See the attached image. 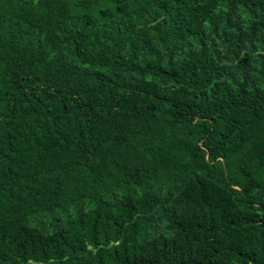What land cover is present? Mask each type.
Segmentation results:
<instances>
[{"label":"trees","instance_id":"1","mask_svg":"<svg viewBox=\"0 0 264 264\" xmlns=\"http://www.w3.org/2000/svg\"><path fill=\"white\" fill-rule=\"evenodd\" d=\"M0 264H264V0H0Z\"/></svg>","mask_w":264,"mask_h":264}]
</instances>
